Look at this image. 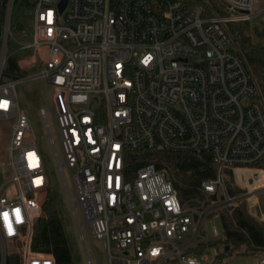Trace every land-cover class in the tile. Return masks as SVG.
I'll return each mask as SVG.
<instances>
[{"label": "built area", "instance_id": "built-area-1", "mask_svg": "<svg viewBox=\"0 0 264 264\" xmlns=\"http://www.w3.org/2000/svg\"><path fill=\"white\" fill-rule=\"evenodd\" d=\"M16 1L0 0V124L7 129L0 264L13 253L21 264H55L31 250L48 183L16 97L20 83L37 78L54 91L50 112L62 160L51 136L50 142L81 241L84 226L90 240L105 243L107 264H214L217 251L211 262L208 246L193 252L222 236L214 229L198 241L204 220L217 208L256 200L264 188V108L226 30L257 17L264 24V0H218L222 14L212 15L189 0H67L62 11V0H26L32 34L24 45L11 31ZM10 42L34 51L17 61L13 74L33 67L36 54L43 70L10 78ZM158 152L210 155L217 176L202 181L200 190L218 199L195 208L181 202L154 165L139 160L130 170V154ZM225 171L238 197L227 194ZM187 235L192 238L175 243Z\"/></svg>", "mask_w": 264, "mask_h": 264}, {"label": "trees", "instance_id": "trees-1", "mask_svg": "<svg viewBox=\"0 0 264 264\" xmlns=\"http://www.w3.org/2000/svg\"><path fill=\"white\" fill-rule=\"evenodd\" d=\"M189 1L193 6L202 7L207 15L214 12L222 14L218 0ZM226 30L236 53L252 76L258 90V102L264 108V32L257 34L256 31H249L248 25L243 23L228 24ZM14 73L19 76L18 70ZM129 156L132 172L142 165L139 160L145 161L143 164L150 163L157 170L164 172L182 203L190 201L203 203L206 200L204 204L211 205L218 199L216 196L206 198L200 190L202 181L213 180L217 176V166L208 154L158 152ZM259 168L264 170V160L259 164ZM223 181L227 194L235 196L238 191L232 184L230 171H225ZM209 217L219 219L222 236L213 242L197 245L193 252L202 251L207 246H220L222 251H217L215 262H222L234 252L244 256L264 257V223L254 218L245 204L240 202L233 209L218 208ZM226 246L230 247L227 252ZM31 250L34 253L50 255L55 264H74L55 203L48 191L42 204L41 216L33 227ZM5 264H21L20 255L16 253L8 255Z\"/></svg>", "mask_w": 264, "mask_h": 264}, {"label": "rangeland", "instance_id": "rangeland-1", "mask_svg": "<svg viewBox=\"0 0 264 264\" xmlns=\"http://www.w3.org/2000/svg\"><path fill=\"white\" fill-rule=\"evenodd\" d=\"M31 21V4L26 0H17L11 13V31L18 44L24 45L29 43V36L32 34ZM243 24L248 25L249 31H256L257 34H262L264 32V24L262 23L261 17H257L252 21ZM22 35L26 36L22 37ZM16 42H10L7 48L8 56L11 55V59L7 63L5 72L10 75V78L19 76L20 78H26L29 75L34 76L40 73V71L43 70V64L39 59V55L36 54L38 57V62L33 67L24 71H20L19 76L13 74V69L15 68L18 60L28 59L34 55V51L30 49L18 50L20 46L17 45ZM16 97L20 109L27 114L29 124L31 126L30 140L36 145L42 158L43 171L48 183L47 191L50 193L55 203L74 264H87V256L91 260L92 264H97L96 258L101 260L103 264H107V249L105 243L100 240H90L84 226L81 228L84 242L81 241L70 201L68 199V195L59 172L54 150L50 142L51 136L55 144V149L59 155V159L62 160L58 146L56 126L50 112V108L52 107L54 100L53 89L43 79L37 78L26 80L16 87ZM42 110H44L49 131L42 116ZM6 140V126L4 124H0V170L3 171L7 169L3 166V164L6 163ZM6 175H8V171L5 172V176ZM64 178L71 200L73 203H75V195L66 171H64ZM232 184L234 186L233 178ZM234 188L238 191V193L235 194V196L238 197L240 194L239 190L236 187ZM256 195V200L246 201L245 198L242 200V203L245 204L249 213L254 216V218L264 223V188L259 189ZM205 202L206 200L203 201V203ZM75 212L77 220L81 224L82 220L78 213L77 207L75 208ZM214 229L217 232L222 233L221 222L217 218L207 217L204 220L202 229L199 232V236L197 237L198 241L205 242V238L211 236L214 233ZM191 238V235H187L184 238L175 241V243L180 245ZM208 247L209 248H207L208 250L206 251L205 255L209 262H211L216 251H222V247ZM259 260L260 258L258 256H244L234 252L228 255L222 262L216 261L214 264H259Z\"/></svg>", "mask_w": 264, "mask_h": 264}, {"label": "water", "instance_id": "water-1", "mask_svg": "<svg viewBox=\"0 0 264 264\" xmlns=\"http://www.w3.org/2000/svg\"><path fill=\"white\" fill-rule=\"evenodd\" d=\"M66 3H67V0H62V2L60 3V6H59L60 11H62L65 8ZM1 182H2V175L0 173V184H1ZM189 205L192 207H195V208H200V206H201L200 203L197 201H190ZM195 219H196V216H195ZM229 250H230V247L226 246L225 251L227 252Z\"/></svg>", "mask_w": 264, "mask_h": 264}, {"label": "crops", "instance_id": "crops-1", "mask_svg": "<svg viewBox=\"0 0 264 264\" xmlns=\"http://www.w3.org/2000/svg\"><path fill=\"white\" fill-rule=\"evenodd\" d=\"M260 258V257H259Z\"/></svg>", "mask_w": 264, "mask_h": 264}]
</instances>
